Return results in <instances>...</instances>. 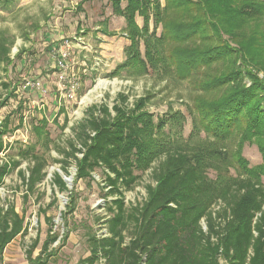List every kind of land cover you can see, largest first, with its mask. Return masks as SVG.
Segmentation results:
<instances>
[{
  "label": "trees",
  "instance_id": "obj_1",
  "mask_svg": "<svg viewBox=\"0 0 264 264\" xmlns=\"http://www.w3.org/2000/svg\"><path fill=\"white\" fill-rule=\"evenodd\" d=\"M108 2L111 13L124 20L122 30L129 42L124 61L109 77H117L122 70L140 76L151 70L178 81L201 75L193 89L201 96L186 111L193 132L203 133L208 142L198 150H185L164 141L165 121L154 124L153 115L145 110L148 97L129 105L127 97L118 94L111 109L90 107L73 128L74 138L58 150L62 159L56 163L68 176L72 161L75 182L92 180L93 172L101 170L106 197L114 199L105 202L109 216L105 232L88 235L89 255L78 264H264V83L252 72H264V33L252 30L248 34L249 25H259L264 15V0ZM8 3L0 0L1 6ZM11 45L0 38L2 66L12 62ZM25 51L16 59L24 58ZM244 77L251 80L250 88L242 84ZM2 87L4 101L17 89L11 83ZM172 117L185 121L180 112ZM41 122L40 129L34 130L37 141L47 148L51 141L44 132L47 121ZM6 123L0 126V154ZM229 142L233 150L226 148ZM252 142L261 163L249 167L242 148ZM22 160L32 163L27 177L18 171L28 192L41 183L46 162L29 148L20 150L18 159L0 163V186ZM149 169L153 184L145 186V199L127 208L123 192L133 189L139 179L136 172ZM208 171L214 178L208 177ZM52 185L58 193L68 191L58 173ZM70 195L64 220L75 209ZM55 202L56 198L51 205ZM45 221L51 226L50 218ZM25 230L24 219L12 205L0 206V264L5 248ZM68 233L59 236L49 228L40 254L32 258L36 240L26 252L27 264H48L57 251L50 247L56 242L58 248L65 246Z\"/></svg>",
  "mask_w": 264,
  "mask_h": 264
},
{
  "label": "rangeland",
  "instance_id": "obj_2",
  "mask_svg": "<svg viewBox=\"0 0 264 264\" xmlns=\"http://www.w3.org/2000/svg\"><path fill=\"white\" fill-rule=\"evenodd\" d=\"M8 2L6 6L0 5V38L12 42L9 54L12 62L9 66L0 65V102L5 100L6 95L2 84H14L17 89L14 96L4 101V106L0 108V126L7 120L0 163L8 158L16 160L20 150L32 148L35 155L45 160L46 166L44 179L31 192H28L18 174V171H23L25 177L28 176L27 170L32 166L28 160H22L0 186V206L5 208L8 204L12 205L24 219L26 229L5 248L2 264H27L26 252L35 240L38 245L32 252V258L37 257L49 228L59 236L68 232L69 235L65 246L58 248L56 242L50 247L49 250L57 251L48 264H78L79 260L89 255L88 235L95 233L99 236L105 232L104 221L109 218L106 211L108 204L105 202H110L114 197H106L108 188L104 186V173L99 169L93 172L92 180L75 182V166L69 161L68 176H65L60 164L56 163L62 159L58 150L64 149L67 141L74 138L73 128L86 117L90 107L102 105L111 109L118 94L125 95L129 105L138 98L148 97L145 110L153 115L154 124L158 120L165 121L162 139L185 150L200 149L208 140L203 133L193 132L186 107L201 96L193 89L197 88L198 78L200 80L202 76L197 74L188 80L178 81L171 76L161 77L151 70L141 76L122 70L117 77L110 78L111 72L124 61L129 42L122 30L124 20L111 13L108 0ZM160 2L163 3V0ZM136 21L142 24L140 17ZM149 27L151 30L152 24ZM252 30L264 33V15L259 25H249L248 34H252ZM156 33L159 34V30ZM74 35L83 38L87 50L73 45L70 64L78 72V89L73 100L59 101L56 70L50 50L51 47H58L62 38ZM22 49L26 50L24 58L16 59ZM140 50L143 53L142 46ZM93 58H97V65L93 64ZM252 72L264 83V72L255 69ZM35 82L40 83L39 90L26 86V83ZM242 84L247 88L251 87L252 82L244 77ZM174 112L183 114L185 121L181 123L179 118L173 119ZM42 119L47 121L44 132L51 140L47 148L37 141L34 130L35 127L40 129ZM225 146L228 150L235 147L231 142ZM242 156L249 167L261 163L254 142L243 145ZM151 172L152 169L144 173L136 172L139 179L133 189L123 192L127 208L145 199V186L153 184ZM55 173L70 178L69 182H65L67 192L58 193L52 185ZM230 173L234 175L232 169ZM214 176L212 171H208L209 178ZM70 193L75 199V209L64 220L62 214ZM54 198L56 202L51 205ZM262 209L264 211V206ZM45 218L51 219V226H48Z\"/></svg>",
  "mask_w": 264,
  "mask_h": 264
},
{
  "label": "built area",
  "instance_id": "obj_3",
  "mask_svg": "<svg viewBox=\"0 0 264 264\" xmlns=\"http://www.w3.org/2000/svg\"><path fill=\"white\" fill-rule=\"evenodd\" d=\"M73 45L81 50H87V46L81 36L74 35L71 38H62L58 47H51L50 57L52 59L56 77V92L59 101L73 100L78 89L79 78L77 70L70 64ZM97 58H93V64ZM97 65V63H95ZM85 71V69L83 70ZM26 86L39 90L40 83H26Z\"/></svg>",
  "mask_w": 264,
  "mask_h": 264
},
{
  "label": "water",
  "instance_id": "obj_4",
  "mask_svg": "<svg viewBox=\"0 0 264 264\" xmlns=\"http://www.w3.org/2000/svg\"><path fill=\"white\" fill-rule=\"evenodd\" d=\"M59 172V171H58ZM59 174V173H58ZM60 175V174H59ZM61 176V175H60ZM64 182L70 181V178L66 179L65 177L61 176ZM65 204V203H64Z\"/></svg>",
  "mask_w": 264,
  "mask_h": 264
},
{
  "label": "bare ground",
  "instance_id": "obj_5",
  "mask_svg": "<svg viewBox=\"0 0 264 264\" xmlns=\"http://www.w3.org/2000/svg\"><path fill=\"white\" fill-rule=\"evenodd\" d=\"M67 182H69V181H67Z\"/></svg>",
  "mask_w": 264,
  "mask_h": 264
},
{
  "label": "crops",
  "instance_id": "obj_6",
  "mask_svg": "<svg viewBox=\"0 0 264 264\" xmlns=\"http://www.w3.org/2000/svg\"><path fill=\"white\" fill-rule=\"evenodd\" d=\"M138 24V23H137ZM139 25V24H138Z\"/></svg>",
  "mask_w": 264,
  "mask_h": 264
}]
</instances>
